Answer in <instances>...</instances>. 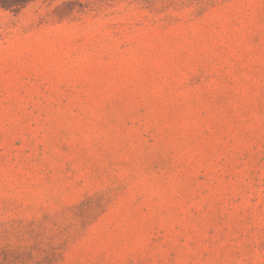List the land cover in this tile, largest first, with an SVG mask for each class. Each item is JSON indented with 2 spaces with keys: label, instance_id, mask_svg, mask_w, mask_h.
Segmentation results:
<instances>
[{
  "label": "rangeland",
  "instance_id": "obj_1",
  "mask_svg": "<svg viewBox=\"0 0 264 264\" xmlns=\"http://www.w3.org/2000/svg\"><path fill=\"white\" fill-rule=\"evenodd\" d=\"M0 264H264V0H0Z\"/></svg>",
  "mask_w": 264,
  "mask_h": 264
}]
</instances>
